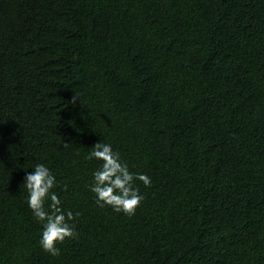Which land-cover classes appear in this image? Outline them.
Returning <instances> with one entry per match:
<instances>
[{"label": "trees", "instance_id": "1", "mask_svg": "<svg viewBox=\"0 0 264 264\" xmlns=\"http://www.w3.org/2000/svg\"><path fill=\"white\" fill-rule=\"evenodd\" d=\"M98 141L151 178L132 217L89 190ZM37 163L80 213L59 256ZM0 264H264V0H0Z\"/></svg>", "mask_w": 264, "mask_h": 264}, {"label": "clouds", "instance_id": "2", "mask_svg": "<svg viewBox=\"0 0 264 264\" xmlns=\"http://www.w3.org/2000/svg\"><path fill=\"white\" fill-rule=\"evenodd\" d=\"M78 100L80 97L75 94L70 103L75 105ZM85 159L103 162L92 173L93 182L89 185V190L95 194L96 204L101 208L111 207L113 211L129 217L134 216L145 198L136 186V181L151 187V178L144 173L131 172L110 143L96 142ZM23 183L28 193V207L37 222L42 224L39 243L45 252L59 256L58 244L78 239L79 233L74 222L80 213L64 211L62 200L53 191L57 187L56 177L45 164L37 163L33 171H26ZM64 190H67V185H64Z\"/></svg>", "mask_w": 264, "mask_h": 264}]
</instances>
